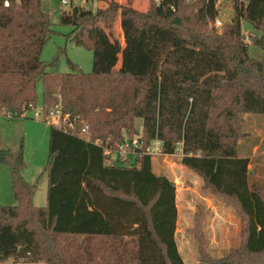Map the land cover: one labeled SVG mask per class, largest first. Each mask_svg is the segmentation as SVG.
Listing matches in <instances>:
<instances>
[{"label":"trees","instance_id":"trees-1","mask_svg":"<svg viewBox=\"0 0 264 264\" xmlns=\"http://www.w3.org/2000/svg\"><path fill=\"white\" fill-rule=\"evenodd\" d=\"M103 1L96 11L73 2L61 17L73 26L68 41L94 52V70L68 60L69 72L50 77L42 52L54 30L42 0H0V116L26 117L44 82L43 109L60 102L76 120L74 130L50 125L49 159L33 183L23 174L22 147L0 148L16 200L0 203V264H186L176 241V185L154 172L145 153L155 140L163 154L180 146L182 165L203 180L202 189L241 218L240 245L215 258L197 216L195 264H264V188L251 184L250 158L238 143L243 115L264 114V0H232L234 17L221 33L211 25L218 0H150L144 11ZM118 19L124 50L114 36ZM243 21L261 56L243 40ZM85 122L91 140L81 135ZM134 136L135 159L109 163L107 148L132 146ZM43 176L47 204L39 207Z\"/></svg>","mask_w":264,"mask_h":264},{"label":"rangeland","instance_id":"rangeland-1","mask_svg":"<svg viewBox=\"0 0 264 264\" xmlns=\"http://www.w3.org/2000/svg\"><path fill=\"white\" fill-rule=\"evenodd\" d=\"M73 2L93 11L106 5L103 0H71V3ZM147 2L148 0H134V5L136 9L142 11L145 10L144 7ZM123 4L133 6V0H123ZM42 7L49 12L54 30L42 52V60L49 64L47 67L49 76L60 77L61 74L69 72L71 68L68 60L78 64L84 72L91 73L95 68L94 52L68 41L67 34L72 31L73 26L64 25L61 22L62 15L68 12L70 5L62 4L61 0H42ZM217 8L219 12L217 18L222 21L223 25L219 28L215 26L214 22L211 25L221 33L224 25L234 17L233 2L232 0H218ZM119 22L120 19L116 20L114 24V36L120 41L121 50H124L126 42ZM242 25L243 40L248 43L247 38L249 37L251 42L248 44L251 46V51L257 56H261V51L253 47L252 37L255 35V31L246 21H243ZM55 57L58 58L56 64H50ZM121 64L122 57L120 54L117 68L120 69ZM50 82L54 83L56 90H58V82L53 79ZM37 90L38 105L33 110H29L26 117L0 116V148L18 152L22 147L26 161L23 174L31 183L36 181L49 159L50 123L48 119L44 120L43 117H36L35 115L36 112H42L44 107L45 83L40 82ZM56 97L60 99L58 93ZM243 119L241 136L238 139L239 154L250 158L251 184H257L264 188V114H245ZM141 123L142 121L139 119L137 121L139 129ZM91 135L92 133L89 137ZM132 139L134 145L137 136ZM115 146L117 148L109 154V163L128 162L129 160L131 162L135 159L136 154H133L130 149H126L127 146L124 148H120L117 144ZM131 148L133 147L131 146ZM182 155L179 146L175 154L152 156L154 172L158 175H166L176 185L178 208L176 241L178 249L186 264L199 262L198 241L192 229L195 227L196 217L200 216V228L207 240V252L215 258L224 257L232 248L240 245L241 218L232 204L202 189L203 180L192 170L182 165ZM6 181H8V177ZM4 184L5 182L0 175V185ZM11 191L13 192V189ZM47 191L48 178L43 176L34 197V203L37 206H46ZM69 242L70 239L68 238L60 240L64 249L70 247ZM2 264L24 263L20 260L10 259Z\"/></svg>","mask_w":264,"mask_h":264},{"label":"built area","instance_id":"built-area-1","mask_svg":"<svg viewBox=\"0 0 264 264\" xmlns=\"http://www.w3.org/2000/svg\"><path fill=\"white\" fill-rule=\"evenodd\" d=\"M157 4H160L162 0H154ZM62 4L64 5H70L71 0H61ZM5 5H9V0H5ZM214 24L217 28L221 27L223 25L222 21H220L218 18L214 20ZM248 43L251 42L250 38H247ZM36 117H43L44 120L48 119L50 125H54L60 128H71V129H76V120H72L70 118V115L66 112H64L63 107L60 102L56 103L55 105L52 106L49 111H45L44 109L42 112H36ZM82 128H81V135L86 138L87 140H91V137H89L90 133V128L89 124L87 123H82ZM96 144H100L101 140L100 139H95L94 141ZM138 145V139L134 143V145H131L127 142L125 144L119 145L120 148H124L125 146L126 149H130L131 152H135V149ZM142 149V148H141ZM112 149L107 148V155L111 153ZM145 153L150 154L151 156L153 155H160L163 154L162 152V146L161 142L159 140L153 141L146 149Z\"/></svg>","mask_w":264,"mask_h":264},{"label":"crops","instance_id":"crops-1","mask_svg":"<svg viewBox=\"0 0 264 264\" xmlns=\"http://www.w3.org/2000/svg\"><path fill=\"white\" fill-rule=\"evenodd\" d=\"M116 1H118L120 4H123V0H116ZM148 4H149V0L144 7L145 10L148 8ZM133 7L136 8V6L134 5V0H133ZM119 27L121 28V31L123 32L121 21L119 22ZM0 175H1V179H3V181L5 182L4 185H0V203L5 204V205L16 204L14 194L11 191L12 190L11 189L12 180H11V174H10L9 167L7 165L0 163ZM7 177H8V181H6Z\"/></svg>","mask_w":264,"mask_h":264}]
</instances>
